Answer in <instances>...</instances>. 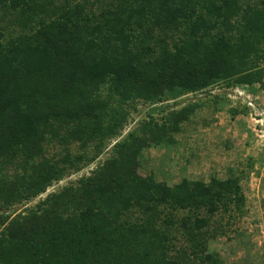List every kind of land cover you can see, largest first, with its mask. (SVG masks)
<instances>
[{
  "label": "trees",
  "instance_id": "1",
  "mask_svg": "<svg viewBox=\"0 0 264 264\" xmlns=\"http://www.w3.org/2000/svg\"><path fill=\"white\" fill-rule=\"evenodd\" d=\"M244 3L0 0L21 29L7 38L0 26V264H222L209 243L243 214L240 179L169 185L139 166L199 106H162L167 92L263 83L264 54L251 59L249 46L264 39V0ZM138 103L154 106L122 136ZM119 136L89 175L47 192ZM47 141L59 158L45 156Z\"/></svg>",
  "mask_w": 264,
  "mask_h": 264
},
{
  "label": "rangeland",
  "instance_id": "2",
  "mask_svg": "<svg viewBox=\"0 0 264 264\" xmlns=\"http://www.w3.org/2000/svg\"><path fill=\"white\" fill-rule=\"evenodd\" d=\"M86 1L89 5L93 4L94 10L110 2ZM246 1L241 0V3ZM249 2L260 4V0ZM15 16L12 10L0 8V26L7 38L21 33L20 26L14 23ZM238 18H241L239 13L232 11L229 17L232 33ZM179 38L180 33H173L167 41L175 42ZM249 47L253 53L251 59L260 58L264 54V39ZM245 61L241 59L240 62L244 64ZM260 66L264 67V60H261ZM262 82L252 85L220 82L205 91L183 94L175 99L167 92L162 96V106L180 108L190 102L199 106L188 120L180 124L179 131L170 130L162 143H150L140 155L139 173L153 175L157 181L169 185L185 178L209 182L213 177L227 179L232 174L240 179L246 198L243 214L225 229V233H219L209 243V249L220 254L222 264H264V77ZM106 90L105 87L104 93ZM113 105L116 104L113 102ZM152 106L138 103L126 129L138 126L141 120L148 117ZM161 116L157 115L159 119ZM112 144V140L106 141L99 157L55 184L54 190L75 182L79 174L89 175L97 163L112 154ZM68 148L74 154L81 152L75 142ZM62 151L60 144L45 142V156L48 158L57 159ZM94 152V143H91L86 149V158L90 160ZM216 219L225 222L219 214ZM177 237L176 248H180L185 242L179 234Z\"/></svg>",
  "mask_w": 264,
  "mask_h": 264
},
{
  "label": "built area",
  "instance_id": "3",
  "mask_svg": "<svg viewBox=\"0 0 264 264\" xmlns=\"http://www.w3.org/2000/svg\"><path fill=\"white\" fill-rule=\"evenodd\" d=\"M128 131H129L128 129H125L124 132H123V135H122V136H124L125 134H127ZM122 136H119V137H117L116 139H113V143L117 142ZM79 175L81 176L82 174H79ZM63 180H65V178H64ZM63 180H61V181H59V182H62ZM59 182H57V183H59ZM57 183H55V184H57ZM55 184H54V185H55ZM54 185L51 186V187L48 189L47 192L54 190Z\"/></svg>",
  "mask_w": 264,
  "mask_h": 264
}]
</instances>
